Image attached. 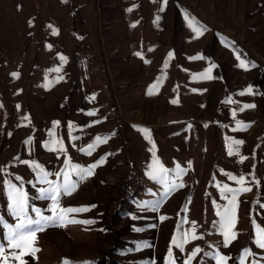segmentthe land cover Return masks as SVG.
<instances>
[{
	"label": "rangeland",
	"instance_id": "obj_1",
	"mask_svg": "<svg viewBox=\"0 0 264 264\" xmlns=\"http://www.w3.org/2000/svg\"><path fill=\"white\" fill-rule=\"evenodd\" d=\"M34 164L85 210L57 209L17 259L8 185L54 216ZM262 231L264 0H0V264H264Z\"/></svg>",
	"mask_w": 264,
	"mask_h": 264
},
{
	"label": "snow or ice",
	"instance_id": "obj_2",
	"mask_svg": "<svg viewBox=\"0 0 264 264\" xmlns=\"http://www.w3.org/2000/svg\"><path fill=\"white\" fill-rule=\"evenodd\" d=\"M61 59H64V58L61 57ZM240 64L242 67H247V65H245L243 60L240 61ZM249 91H251V89H249ZM246 107H254V106L248 105ZM25 119H28V117H25ZM143 131L145 132L146 137L150 139V134L147 132V130H143ZM232 143L238 146L242 144L243 142L233 141ZM94 146L95 145H90L89 151H91V149ZM153 147H155V145H153ZM61 150H63L62 147H61ZM234 151H237V149H231V148L229 149L230 154H232ZM154 165L155 166L153 167L152 173H150L153 179H157L158 177H163L167 173V170L164 169V167L160 164L158 160L154 161ZM33 166L36 169H38L39 173H41V176H40L41 182L49 185V188L47 190L41 189L40 195L41 197L50 199L53 202V208L50 209V211L54 213V216L45 217L42 214H40L38 210L34 209L33 211L36 212L37 216H39V219L33 220L29 218L27 216V196L26 194L20 188H17L16 186L11 185V184L8 185L9 197L11 200V211L15 215V217L19 220V223H17L15 228H9L8 230V244L11 246V248L20 250L19 253H16V252L11 253V255H13L17 259H19L20 255H23V248H24L26 241H28L30 238H34L35 233L37 231L43 230V224L41 222L43 221L44 223H47L49 220H54L57 218L55 216V212L57 209H59L60 213L62 214L85 210V209L78 210V209H72V208H68V209L59 208L58 197L61 194V192H63L64 194H70L76 188V183L72 182L69 179V173L67 171L63 173V176H64L63 183L54 184V182L48 180V176L51 175V173L45 171L38 164H34ZM68 167L72 168L76 172L80 180L84 179L85 175L92 174L91 168H82L80 166H73L71 165L70 162L68 163ZM56 175H57V178H59L60 173H57ZM177 175L178 176L180 175V171L177 172ZM231 179L235 180L236 183H239V184L245 183L244 177H240L239 180H236L235 177H231ZM242 190L250 191L251 189L243 188ZM225 191L232 192V189L226 188ZM238 191L240 190L238 189L237 192ZM235 200H236V193H233L232 199H231V204L233 205V207L226 208L222 215L221 228L223 230L222 235H224L225 237L224 239L225 246H227L228 243L230 242L229 235H228L229 230L234 229V225L236 223V216H235V209H234ZM69 222L77 223L79 221L70 220ZM33 225H35L36 227H33ZM184 235L187 236L186 233ZM193 238H196V237L193 235ZM232 238H235L234 232H233ZM185 242L186 241L183 238H181L179 241L175 238L173 239V245L181 249H183ZM256 243L258 247H260L261 249H264V231H262L258 235ZM6 250L7 249L5 247H0V253L5 252ZM33 251H38V249H33ZM199 251H200L199 249H195L192 254L193 257H195V255ZM244 254L245 256L250 255L248 250H245ZM169 255L171 256V253H169ZM226 260L227 258L223 256L218 258L219 264H226ZM21 264H24V262L21 261ZM65 264H70V262L65 261ZM170 264H172L171 261H170ZM186 264H190V261L186 262ZM240 264H245V260L243 258L241 259Z\"/></svg>",
	"mask_w": 264,
	"mask_h": 264
},
{
	"label": "crops",
	"instance_id": "obj_3",
	"mask_svg": "<svg viewBox=\"0 0 264 264\" xmlns=\"http://www.w3.org/2000/svg\"><path fill=\"white\" fill-rule=\"evenodd\" d=\"M187 121V120H186ZM188 122H190V121H188Z\"/></svg>",
	"mask_w": 264,
	"mask_h": 264
}]
</instances>
